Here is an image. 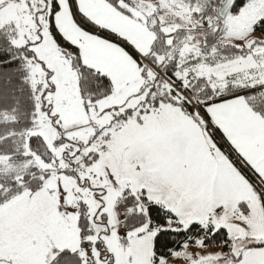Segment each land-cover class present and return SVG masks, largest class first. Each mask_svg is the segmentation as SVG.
I'll list each match as a JSON object with an SVG mask.
<instances>
[{"label": "snow or ice", "instance_id": "1", "mask_svg": "<svg viewBox=\"0 0 264 264\" xmlns=\"http://www.w3.org/2000/svg\"><path fill=\"white\" fill-rule=\"evenodd\" d=\"M0 264H264V0H0Z\"/></svg>", "mask_w": 264, "mask_h": 264}]
</instances>
